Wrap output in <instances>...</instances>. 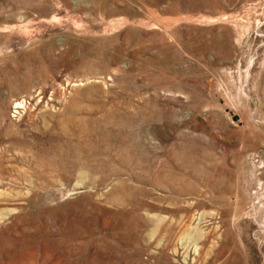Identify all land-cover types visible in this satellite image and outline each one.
Returning <instances> with one entry per match:
<instances>
[{
	"label": "rangeland",
	"instance_id": "374dc122",
	"mask_svg": "<svg viewBox=\"0 0 264 264\" xmlns=\"http://www.w3.org/2000/svg\"><path fill=\"white\" fill-rule=\"evenodd\" d=\"M66 120L147 138L0 179V264H264V0H0V133Z\"/></svg>",
	"mask_w": 264,
	"mask_h": 264
},
{
	"label": "bare ground",
	"instance_id": "6f19581e",
	"mask_svg": "<svg viewBox=\"0 0 264 264\" xmlns=\"http://www.w3.org/2000/svg\"><path fill=\"white\" fill-rule=\"evenodd\" d=\"M72 117L76 121L77 117ZM74 123L73 120H66L65 127H61L64 140L58 138L61 134L55 138L49 137L46 133L47 126L34 132L32 137L38 139L39 142H27L25 140L27 131L3 129L0 133V143L8 142L9 144L0 150V179L11 176L14 180H24L25 172L28 171L36 176L42 184L49 186L50 179L70 180L76 175H80V181L85 186L83 182L85 162L82 159L85 155L96 152L102 146L101 143H106V146L110 147L112 142L109 140L116 137L117 141L113 146L119 147L118 150H124L126 155L131 157L140 145L139 143L144 141L142 134L146 135L145 131L140 128H134L124 134L122 128L113 129L111 126H104L102 130H99L88 122H84L83 126L77 128ZM118 142L120 143L118 144ZM18 163L23 164L26 170L23 168L21 171L17 166ZM93 167L94 170H97L95 166ZM155 170L156 168L152 166L148 168L147 174L150 175ZM160 178L164 180L165 177L161 176ZM4 199H7L8 203L19 205L23 197H16L14 194V196L5 195ZM11 212L9 208L1 211L0 220L4 217L7 218L6 216H12Z\"/></svg>",
	"mask_w": 264,
	"mask_h": 264
}]
</instances>
